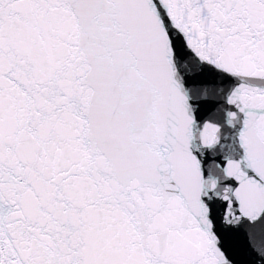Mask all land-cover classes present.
<instances>
[{
  "label": "snow or ice",
  "instance_id": "snow-or-ice-1",
  "mask_svg": "<svg viewBox=\"0 0 264 264\" xmlns=\"http://www.w3.org/2000/svg\"><path fill=\"white\" fill-rule=\"evenodd\" d=\"M0 264H264V0H0Z\"/></svg>",
  "mask_w": 264,
  "mask_h": 264
}]
</instances>
